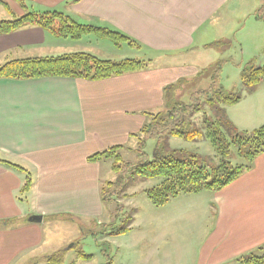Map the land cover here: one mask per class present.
<instances>
[{"label":"crops","instance_id":"1","mask_svg":"<svg viewBox=\"0 0 264 264\" xmlns=\"http://www.w3.org/2000/svg\"><path fill=\"white\" fill-rule=\"evenodd\" d=\"M0 1L22 15L27 10H58L80 23L120 31L139 44L144 55H153L150 61L198 55L230 34L235 37L251 19L252 30H242L235 38L258 45L260 33H254L253 26L261 31L264 22L255 17L264 0H23L27 9L19 0ZM54 37L36 24L0 34V58L6 63L55 56L62 47ZM70 52L76 51H65ZM229 60L241 75L243 62ZM150 61L145 69L97 81L0 78V160L20 165L33 182L21 193L25 172L0 161V264L37 261V252L46 257L64 250L66 255L83 234L73 228L77 221L102 222L101 161L88 157L116 145L126 148L147 122L146 113L166 108L165 86L200 75L197 64L152 67ZM239 85L242 98L226 107L227 115L239 130L251 131L264 125V80L250 93L242 82ZM203 210L207 239L199 264H237L239 256L251 251L264 255V152L249 171L208 198ZM33 215H42L43 221L30 222ZM47 220L71 232L57 229L59 233L47 239ZM135 248L130 258L138 261L131 264H147L153 257L139 256Z\"/></svg>","mask_w":264,"mask_h":264},{"label":"trees","instance_id":"2","mask_svg":"<svg viewBox=\"0 0 264 264\" xmlns=\"http://www.w3.org/2000/svg\"><path fill=\"white\" fill-rule=\"evenodd\" d=\"M19 1L27 9L24 1ZM6 5L12 13L8 4ZM13 15L12 19H0V34L13 32L27 24H36L59 38L79 40L86 34L95 33L112 39L116 45L125 42L130 46L140 47L120 31L80 23L62 11L27 10L23 15ZM255 17L264 21V3L256 11ZM149 61L133 58L114 61L85 51H76L55 56L12 59L0 65V78L30 79L56 76L97 81L145 69ZM228 61L230 60L218 61L214 65L210 85L193 92L187 101L175 97L184 80L165 86L166 109L158 113H146L147 122L138 133L133 134L138 140L135 161L123 160L122 145L109 147L88 157V160L93 162L102 159L114 160L112 168L118 173V178L102 183L103 202L114 203L120 196L128 197L126 190L137 180L159 179V183L144 191L154 205L164 206L183 193L219 191L253 167L256 158L264 152V125L251 131H241L229 119L226 107L238 103L242 94L230 93L222 82V70ZM240 76L242 84L250 93L264 80V66L255 63L245 64ZM206 106L209 107L210 114L205 113ZM201 112L204 113V117L202 125L199 126L195 122V116ZM171 137L191 142L207 139L215 148L219 161L208 163L195 153L169 148L168 142ZM149 140L156 142L153 156L146 152ZM235 159H239L240 162H234ZM0 161L25 172L26 179L21 193H27L33 183L31 174L18 164ZM122 213L123 207L118 205L115 219L121 217ZM131 221L132 218L128 217L125 225L121 227H117L116 222L104 224L101 232L112 235L128 232L131 229L129 227ZM97 232L94 231L93 234ZM64 256L65 251L59 250L47 255L45 261L47 264H65ZM79 257L89 260L92 255L81 250ZM236 263L264 264V255L251 251L239 256Z\"/></svg>","mask_w":264,"mask_h":264},{"label":"rangeland","instance_id":"3","mask_svg":"<svg viewBox=\"0 0 264 264\" xmlns=\"http://www.w3.org/2000/svg\"><path fill=\"white\" fill-rule=\"evenodd\" d=\"M6 1L8 2V0ZM14 2L20 4L18 0H14ZM14 11L17 16L22 15L17 10ZM13 17L14 15L8 10L6 2L0 3V19H12ZM252 21L253 19L249 20L245 29L237 30L236 36L239 37L244 32H250L252 30ZM261 26L263 28H261V31L253 26L254 33L256 31L260 33L258 45H255L252 41L249 44L247 41H244L245 39L240 38L237 41L236 36L232 37V34H230L229 39H225L219 43L216 42L213 48L203 51L198 55H180L175 60L170 61L155 59V61H150L149 66L159 67L166 66V64L181 65L183 63L187 65L197 64L200 75L196 79L185 80L175 93L177 99L187 101L193 92L205 89L210 85L214 65L220 60L233 58L236 62H243V65L249 63L264 65V22L261 23ZM254 39L256 38L254 37ZM57 42H59L62 48L57 50L60 52H54L56 53L54 55L65 53V51H85L95 54L100 58L114 61L126 58L149 61V57H153V55H144L139 47L130 46L125 42L116 45L112 39L101 37L95 33L86 34L79 40L59 38ZM3 59L0 58V64L6 61ZM221 77L222 81L224 79V85L230 93L242 94L239 88L241 82L240 71L231 62L224 65ZM205 113H211L207 106ZM203 117L204 113L202 112L195 116V122L199 126L202 125ZM137 144V138L132 137L125 145L126 148L121 150L123 160H136L135 149L137 148ZM155 144L154 140L148 141L146 152L150 156L154 154ZM168 147L182 149L188 153H195L208 163H217L219 161L215 148L207 139L191 142L183 138L171 137ZM113 162V159L101 160V177L104 182L115 181L118 178V173L112 168ZM234 162L240 161L239 159H235ZM159 181V179L135 181L126 190L128 197L120 196L117 202L105 203V215L99 224L97 222L77 221V224L73 228L76 230L81 228L80 230H83V234L79 236V240L74 247L66 251V255L64 256L65 264L136 263L138 257L135 259L130 258L133 246L136 247L133 251L139 253V256L147 253V256L150 257L151 253L153 254V257L148 260L147 264H199L201 250L206 246L207 239V216H205L203 206L207 204V199L212 197L216 191H203L201 194L183 193L178 199L172 200L164 206H156L151 202L144 190L159 183ZM118 205L123 207V213L121 217L115 219ZM175 213H178V215L173 218V214ZM128 217L132 218L129 225L130 228L132 227L130 231L119 235L101 232L103 225L110 222H116L115 225L117 227L124 226ZM44 229L47 239L53 234L59 233V231L56 232L59 228L54 227V223H50L49 220L46 221ZM59 230L64 234L71 232L67 227H61ZM94 231L98 232L93 234ZM81 250L85 254L92 255L91 261L87 262L79 257V251ZM44 253H35L36 257H39L37 261L24 258L18 264H47L45 256L42 257ZM167 256L169 261L166 262Z\"/></svg>","mask_w":264,"mask_h":264},{"label":"water","instance_id":"4","mask_svg":"<svg viewBox=\"0 0 264 264\" xmlns=\"http://www.w3.org/2000/svg\"><path fill=\"white\" fill-rule=\"evenodd\" d=\"M30 222L34 223H39L43 221V216L42 215H33L28 218Z\"/></svg>","mask_w":264,"mask_h":264}]
</instances>
